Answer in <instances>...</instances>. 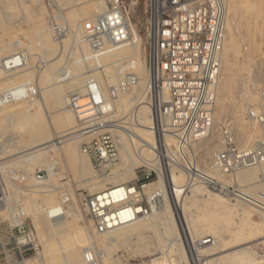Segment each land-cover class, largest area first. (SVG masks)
Returning <instances> with one entry per match:
<instances>
[{
	"label": "bare ground",
	"instance_id": "1",
	"mask_svg": "<svg viewBox=\"0 0 264 264\" xmlns=\"http://www.w3.org/2000/svg\"><path fill=\"white\" fill-rule=\"evenodd\" d=\"M58 1L62 2L66 0H58ZM88 1H92L91 9L88 7L90 11L87 8L89 11L88 13L91 12L89 16L96 12H99L102 9L101 0H88ZM244 1L245 3L250 2L249 0H243V2ZM67 2L69 1L67 0L66 3ZM239 2L240 0H228V8H227L228 17L226 15V32H225V38L223 41L221 56H220L221 70L223 76L219 78L218 87H217V98L215 104L213 127L207 137H204L193 144V149L196 151L198 155L199 165L201 163L200 162L201 160L202 161L204 160L205 163H207L205 168L203 166L204 169L210 168L211 152L218 149L221 145L220 126L223 121L225 120L229 121L232 133L236 141L241 145H248L255 138L256 136L255 131L260 130L258 125L250 121H247V118L243 113L245 109L244 104L240 102L239 104H235V105L231 104V106L229 107L226 106L227 100L231 97L232 94L231 92L233 91L232 86L235 82V78L233 77L234 74L232 73L234 69L232 67V65L234 64V63L232 64V56L233 54L239 52V46H237V35L239 34L240 28H242L245 31V33L246 32L251 33L253 31L249 19L255 12L253 11V8H251L250 3L249 5L244 4L247 5V7L245 6L243 10H239L238 8ZM84 8H85L84 6L80 8L78 7L73 11V14L71 15V20L69 25V35L72 39L71 44L73 45L72 52L74 55H73V59H71L70 61V64L68 62L69 66H67L68 69L66 70L67 75L64 76L66 79L69 80L64 82L63 80L64 77H61L63 78L62 79L63 83L62 81L59 80L58 81L61 83H57L58 82L57 80H56L57 82L54 81L53 83H51L52 91L50 93L47 92L46 88H44L42 91L39 92L41 99L38 97V94L37 97L39 99H37V97L28 98L26 96V94L30 92L27 91L31 87V86L29 87V85L33 81L32 77H33V72L35 71L31 69L32 66L28 65L29 60L31 61V58H29L28 54L26 53H22L19 55L18 52H16V50L13 49V47L16 44H14V42L12 43L8 42V40L10 39L8 40L6 39L7 42H2V40H0V82L3 86L7 84V86L0 88V91L13 89L20 95V98H17L18 100L17 101L15 100L14 103L9 102L5 106L3 105L0 106V118L5 119L3 115L9 113L11 114V116H13L14 121L12 120L13 121L12 124L7 123L6 126L12 128L14 127V129L18 131L27 130V133H29V135L27 136L29 137L25 139L26 140L25 144L26 146L29 147V149H31V151L29 149H28L29 152L26 150L28 152V153L26 152V154L38 152L41 150L45 151V149L47 148L46 146H42L39 148L33 146L37 140L43 139V137L45 138L47 137L48 130L47 129H45L47 131L44 130L45 126L49 129V131L52 134L54 133V135L57 136V140L54 143H56L55 144L56 152L59 155V158L61 160L60 162H62V165L69 171H71V167L73 169V166L76 165L79 175L89 180L90 182L88 183V185H90L91 189H93L94 191L96 190L95 196L100 201H102L103 204H112L118 210L116 216L118 217V219L121 220L123 224L117 228L101 233L105 235V237H107L106 239L112 241L111 244L113 246L114 245L119 246L121 244H125L130 240L132 236L138 237L141 234L140 233L141 230L146 228L151 229L152 227L150 225L151 222H153L152 220L146 223H143L142 222L143 220L141 218H134V220H131L132 214L130 209L122 206L123 203L122 200L133 196V192L135 191L134 187L128 186L126 184V179L128 177L135 176V169L138 164H141L151 168L153 167L152 169H156L158 173V177L155 181H152L143 186V188H145L146 190L151 191L149 194H146L147 196H150L154 192H158L159 194V198L157 199L156 206L155 208L152 209L151 214H153V212L158 208L159 204L166 199L171 203V206L173 208L176 217L179 218V229L182 234L193 237L194 235L198 234L201 231V232H206V234H208L209 236H212L213 243L210 245L199 246L198 243H200L201 240L198 241V243H195L198 255L200 252H205V250L208 248L210 249L212 248L214 250L217 249L222 252V251H226L227 250L226 248L230 249L234 246H240V247H235L236 250L234 251L232 250L225 254L213 255L212 257H209L206 260H204V264H234L236 262H243V261L244 262L247 261L250 264L259 263L260 261H258L257 257L251 256L252 253L251 245H247V244L252 243L251 241H254L252 240V237L259 234H261L260 238L263 240L259 238L260 241L258 242L264 241V213L258 212L260 219L255 221L251 217V214L253 212L252 209L237 201H229L223 198L222 196L205 189L203 186L200 185H193L189 188H183L182 187L183 185L181 184L183 179L185 181V176L183 172L170 164L162 165V164H166L163 160L164 158L162 157L158 158L155 152L151 149L150 145H153L155 143V138L152 132L150 131L152 110L149 105V98L146 92V83L148 77L144 69L143 52H142L143 39L140 32L136 34L135 39L131 41L128 45L121 47L119 50H117L112 54H107L103 56L99 61V67L102 68L94 69L93 71V76L96 79L97 76L100 78V80L99 79L97 80L99 81L104 93L106 92V88H105L106 84L109 83L110 81H114V80L117 81L123 73H132L136 76L137 78L136 85L132 89H130L127 93L122 94L118 97V99L115 101L114 104V111H115V115H118V113L121 112V115H123V117L120 116L121 118H125L127 115L133 116L136 124V126H134V132L137 134L138 138L135 137V139L133 140L126 133L124 132L120 133L118 137L119 140L118 157L120 158V161L119 163L113 166L112 175L97 180V178L95 179V175L93 176L91 174V167L89 166V163L86 161L84 155H82V153L79 152L78 149V142L80 141L81 137L80 135L74 133L75 131L73 130V127L75 125L74 123L75 117L74 114L71 112V110L67 107V98L65 95V90H67L65 88L66 86L70 85V87H72L73 85L74 86L77 85L76 88H80L82 87L84 82L83 66L81 63H79L80 55L86 54L88 52V45L81 38L82 30H81L80 22L83 20L84 16L88 14L86 11L87 9L85 8L86 10H84ZM2 22H4V20ZM2 22L0 21V23ZM17 28H19V26ZM9 30L12 31L13 33L12 27ZM35 30L37 34L38 31L37 29ZM8 37L11 38L12 36H8ZM55 41L54 40L50 42L46 41L45 42L46 45L44 46H47V49H53L57 44L55 43ZM20 42L21 41H18V43ZM60 43H62V41ZM65 43L63 46H65ZM244 58L246 62H248L250 60L249 54L245 53ZM62 59L63 58L60 55L58 57L53 58L52 62H48V64L46 63L43 64L41 71L37 73L38 75L35 78L37 82L35 81L36 83L34 85L38 86L39 84H44L47 80V74L53 73L54 72L53 69L57 65H59ZM250 66L247 65V69L249 68L250 70ZM8 70H10V72ZM256 71L257 73L255 74L254 79L249 78V74L247 77L244 76V78H240L241 85L239 91L240 92L239 99L243 102H247V103L253 102L258 98L254 94V92L250 90L249 85L256 84L258 79L264 78V75L262 73V65H259ZM56 76L59 78L57 74ZM56 76H54V78ZM133 91H135L136 93L135 96H133L134 94L131 95ZM45 103L55 104L56 109L51 111L49 114L47 113L48 114L47 115L43 111L46 108H48L45 105ZM260 107H264V102L262 104H256L255 106H250L247 109V112L245 111L246 116L249 110L251 109L257 110ZM34 108L36 110L38 109V111L35 112L33 110L31 111V109ZM129 109L130 112L126 114V111H128ZM28 110H30L31 113H28ZM248 122H250V125H248L251 128L250 130L247 129ZM26 123L29 124L27 125L28 127L25 126ZM128 128L132 129L133 126L129 125ZM61 132L64 135V137L59 140V136ZM19 145H21V143ZM174 146H175L174 138L170 135H165L164 147H163L165 154H167L168 152L170 154V152H172V150L174 149ZM31 156H36V155L31 154ZM154 156H156L155 158H158V160L160 159L162 160L163 163L161 164L162 165L161 169L160 166L158 168L155 167L158 166V162L156 161L157 159L154 161L155 159ZM31 158L34 160V157ZM37 158L36 160H38ZM33 160L27 161L28 164L26 163V165L28 166L24 168L26 170L25 182L27 183L28 187L29 186L31 187L32 191H35L34 189H36V187L38 186H40V188L42 187L44 188L48 186L47 183L52 180L53 170L50 169L51 166L50 164H47V162L46 163L42 162L40 164L39 162H33ZM31 166L35 167L33 173L29 172V168ZM118 168H123L124 170L122 172H117L116 170ZM177 172H179L180 175ZM260 173H261L260 167L254 166V167L240 169L236 173H234L232 177L235 180V183H237L236 179H238V182L243 183L245 186H247V188L243 186L245 187L244 188L245 191L248 189L255 188L258 189L257 192H264V181L261 179ZM105 181H108L109 183L111 182L112 186L106 187L107 183H105ZM32 183L34 184L30 185ZM42 190L44 189H41V191ZM57 190L58 189H55L53 191L54 193L52 192L51 194L48 195L46 194L47 196L45 195V197H43V195L39 196L37 194H26L27 196L24 200L25 203L27 204V207L25 206L27 210L25 211V209H23L25 211L23 212V216L26 214L27 211L31 215H33V219H35L38 222L36 226L39 225L40 229L42 230V232L40 231L41 232L40 239L43 241L44 244L46 243V245H49V243L54 241L63 248L62 256L61 258H59V261H61L63 264H80L81 251L78 252L79 258H77L78 255H75L73 253L69 254V249H74L75 242L73 238H75L76 236L75 234L72 235L73 233H75L74 231H72V233H69L71 227L70 222L74 223L77 220L73 221L71 219H67L68 211L66 210L65 205H63V203L61 202L62 198L59 196V192ZM12 193L14 194V192ZM18 198L16 199L19 201ZM5 201H6V203H4L5 205L11 202V201L8 202L6 199ZM15 201L16 200H14V203ZM190 202H198L200 204L199 205L200 207L198 209L202 211L198 213L197 215L198 218H196V220H194L195 218L194 219L188 218L187 210L189 207L188 205L191 204ZM163 207L165 206L163 205ZM76 224L79 226L81 225V223L78 222ZM170 228H172V226ZM221 228H224L226 232H229L226 238L219 236L220 234L219 230H221ZM79 229L81 231L82 226ZM48 233L52 235V238H48L49 237L47 236ZM84 238L79 237L77 239L78 245L81 246V244L84 243L85 241ZM199 239H202V237ZM99 244H102V242L100 241ZM243 244H246L247 246H242ZM99 247L102 246H98V248ZM37 254L39 255L41 253L39 252ZM24 262H25L24 259L21 260V263ZM102 264H111L110 259L108 258L107 255L103 257Z\"/></svg>",
	"mask_w": 264,
	"mask_h": 264
},
{
	"label": "built area",
	"instance_id": "2",
	"mask_svg": "<svg viewBox=\"0 0 264 264\" xmlns=\"http://www.w3.org/2000/svg\"><path fill=\"white\" fill-rule=\"evenodd\" d=\"M101 3L102 9L81 23V38L88 45V52L79 57L83 66V85L67 94V107L75 117L74 133L80 135V148L88 156L98 178L111 175L118 160L119 134L124 132L133 140L138 138L133 116L121 118L114 111L115 101L136 85L137 78L132 73H123L117 81L106 84L104 93L93 71L102 68L99 61L103 56L128 45L136 34L141 33L136 18L137 0H101ZM145 12L143 63L152 110L150 131L155 138L151 149L158 158H164L166 164L183 172V188L200 185L229 201L264 213V192L249 194L237 183L225 181L238 170L254 166L260 167L264 181V108L251 109L247 113V120L258 125L262 132L248 145L236 141L228 120L222 122L221 145L211 156L210 168L199 165L193 149V144L207 137L213 127L227 0H146ZM52 27L59 38L64 25L54 22ZM63 74L64 68L58 75ZM17 98L20 95L13 89L0 91V106ZM129 125L133 128H128ZM165 135L175 140L174 149L167 155L163 148ZM7 162L0 160V164ZM4 166L0 165V169ZM143 167L141 177L134 179L141 183L132 186L135 189L133 196L122 200V206L131 211V220L148 217L159 198L158 192L150 196L143 192L146 182L158 177L157 171ZM16 176L23 178L22 174V177ZM109 186L112 184L108 183ZM0 193L3 192L0 190ZM83 204L95 233L123 224L112 204H103L93 195L83 197ZM17 214L23 216V211L18 210ZM16 241L18 261L27 250L37 252L32 231L21 234ZM212 243L213 238L207 236L198 244ZM101 251L88 243L82 248L80 264H102ZM259 264H264V258Z\"/></svg>",
	"mask_w": 264,
	"mask_h": 264
},
{
	"label": "rangeland",
	"instance_id": "3",
	"mask_svg": "<svg viewBox=\"0 0 264 264\" xmlns=\"http://www.w3.org/2000/svg\"><path fill=\"white\" fill-rule=\"evenodd\" d=\"M66 1H62L65 3L64 4L58 0H0V6H1L0 7V21L2 22L4 20V22H5V23L4 22L0 23V31H1L0 32V38L2 37L0 40H2V42H7V40L10 39V40H8V42H11V43L14 42V44H16L13 47V49L16 50V52H18L19 55L22 53L28 54V57L31 58V61L29 60L28 65L34 67V68L31 67V69L35 70L33 72V77H32L33 81L31 80L32 82L30 81L31 84L29 85V87L30 86L31 87L27 91V92H29V91L31 92V90L33 89L32 92L34 91L33 92L34 94L32 92L27 93L26 96L28 98L29 97H37V94H38V97L41 99L39 92L42 91L44 88H46L47 92L50 93L52 91L51 90V87H52L51 83H53L56 80L62 81V83H63V80H64V82L69 80V79H66L64 76L67 75L66 74V70L68 69L67 66H69L70 61H71V59H73V55H74L72 52V48H73L72 47L73 45L71 44L72 39L69 35V25H70L71 15L73 14V11L75 9H77L78 7L80 8V7L84 6L86 9L88 7L91 9V6H92L91 2L92 1L68 0L69 2H67V3H66ZM145 1L146 0H137V7H136V18H137L138 23H139V29L141 31V35H142V33L145 32V27L147 24V14L145 12ZM249 1H250L249 3L251 4L250 5L251 8H253V11L255 12L254 13L255 15L253 14L251 16V18L249 19L251 22V28L253 29V31H252L253 33L252 32L251 33H247V32L245 33V31L242 28H240L239 34L237 35V46H239V52H237L236 54H233V56H232V64L234 63L233 64L234 66L232 65V67L234 68L232 73L234 74L233 77L235 78V82L232 86V90H233L231 92L232 98L230 97L226 103L227 107L231 106V104L232 105L239 104L240 102L242 104H244L245 109H244L243 113H244L245 117H246L247 109L250 106H255L256 104H262L264 102V78L258 79L256 84H250L249 85L250 90L253 91L254 94L258 97L255 101L247 103V102H243L239 99V96H240L239 91H240V85H241L240 84V80H241L240 78H244V76L247 77L249 74V78L254 79L255 74L257 73V71H256L257 67H259V65H262V73L264 75V0H249ZM49 3L51 4V7L48 6ZM242 3H243V5H242ZM249 3L248 2L245 3V1L243 2V0H240V2L238 4L239 10H243L245 8V6L247 7V5H249ZM244 4H247V5H244ZM85 8H84V10H86ZM227 8H228V0H227ZM88 9L86 10L87 13L90 11V9H89V11H88ZM4 13H6V14H4ZM90 13L86 14L85 16L82 15V16H84L83 20L86 17H88ZM68 17H69V19H68ZM227 17H228V13H227ZM82 21L80 22V26H81ZM54 22H59L62 25H64L62 35L59 36V38L56 37V34L52 30L53 29L52 25ZM6 23H8V24H6ZM18 26H19V28H17ZM11 27L13 28V33H12V31L9 30V29H11ZM3 28H4V30H3ZM5 28H6V30H5ZM35 29H37V31H38L37 34H36ZM3 31L5 34L3 33ZM14 32H15V34H14ZM8 36H12L13 38L12 37L11 38L13 40L11 38H9ZM53 40L54 41L56 40L55 43H57L55 45V48H53L54 50L53 49H47V46H44V45H46L45 42L46 41L50 42ZM18 41H21L20 42L21 44L18 43ZM61 41H62V43L67 42V43H65V46H63L64 43L63 44L60 43ZM143 44H144V40H143ZM143 44H142V52H144V48H143L144 45ZM27 49H28V51H27ZM40 49H41V51H40ZM43 53H45V54H43ZM245 53L249 54V56H250L251 61L249 60L248 61L249 63L246 62V60L244 58ZM60 55L62 56L63 59L61 60L59 65H57L53 69V71H54V72L52 71L53 73L47 74L46 82L44 84H39L38 86L34 85L37 82L35 79L38 75L37 73H39V71H41L43 64H45V63L48 64V62H52L53 58L58 57ZM252 57H254V58H252ZM68 62H69V64H68ZM247 65H249V66L251 65L250 70H249V68L247 69ZM62 68H64V74L61 77H64V79L58 75L59 72L62 70ZM8 71L10 72V70H8ZM56 74L59 76V78L56 76ZM241 74H242V77H241ZM54 76H56V77L54 78ZM222 76H223V74H222V70H221L220 77H222ZM97 79L100 80V78L98 76H97ZM59 81L57 83H61ZM111 82H115V80L110 81L109 83H111ZM4 86H7V84H5ZM4 86L0 82V88H3ZM39 86L41 87V89ZM76 87H77V85H75V86L73 85L72 87H70V85H69V86L65 87L67 89V90H65L66 98H67L68 92L78 89ZM29 94H31V95H29ZM131 95L135 96L136 95L135 91H133V93ZM38 97H37V99H39ZM17 100L18 99H16V101ZM14 102H15V100L12 101V103H14ZM5 105H3V106H5ZM45 105L49 108V109L46 108L45 110H43L46 114L47 113L49 114L51 111L56 109L55 104H51V103L46 104L45 103ZM261 108H264V107H261ZM32 110L34 112L38 111V109L36 110L35 108L31 109V111ZM31 111L28 110V113H31ZM128 112H130V109L128 111H126V114ZM118 115L123 117V115H121V112L118 113ZM3 116L5 117L6 120L0 118V120H1L0 125H2V126H0V160L3 159V160L8 161V162L6 163V166H4L3 169H0V190H2L1 192H3V193H0V206H1L0 207V264H63L61 261H59V258H61V256H62L63 248L60 245H58L57 243H55L54 241L49 243V245H46V243L45 244L43 243V241L40 239V237H41L40 233L42 232V230L40 229L39 225L36 226L38 224V222L35 219H33V215H31L28 211H27L28 213L26 212V214L23 217L18 216V214H17L19 209L22 210L23 212H25L27 210L25 208V206L27 207V204L25 203V200H24L27 196L26 194H37L39 196L43 195V197H45L46 194L47 195L51 194L55 189H58L57 191L59 192V196L62 198L61 202L63 203V205H65L66 210L68 211V215H67L68 218L67 219H71L73 221L77 220L74 223L72 222L73 225L70 222L71 227H70V232H69V233H72V231H74L75 233H73L72 235H74V234L76 235L75 238H73L74 242H75L74 249H69V254L73 253L75 255H78L77 258H79L78 252L82 251V248L90 242L93 243L97 248H98V246H102V247H99L98 249L102 250L101 252H102L103 257H105L106 255L108 256L111 264H153V263H156V264H158V263L159 264H204V260H206L209 257H212L213 255L225 254V253L230 252L232 250L233 251L236 250L235 247H240V246H234L230 249L226 248L227 250L222 251V252L220 250H217V249L214 250L211 248L213 250L212 251L210 248H208L205 250V252H200L198 255L195 243H198V241L202 240L204 237H207L209 235L206 234V232H201V231H200L201 233L199 232L198 234L194 235L193 237H191L189 235L182 234L180 229H179V218L176 217V215L173 211V208L171 206V203L169 201H167L166 199L163 200L165 202L162 201L159 204L158 208L153 212V214H151L147 218H141L143 220L142 221L143 223L149 222L151 220L153 221L150 224L152 226L151 229L150 228L143 229V230H141V232H140L141 234L138 237L132 236L127 243L121 244L119 246L118 245L113 246L111 244L112 241L109 239H106L107 237H105V235H103L101 233H95L93 231L92 222H91V220H90V218L86 212V209L84 207V204H83V197H85L87 195H93V194H94L93 196H95L96 190L94 191L93 189H91V186L88 185V183L90 182L89 180H87V179H85V177L79 175L76 165L73 166V169L71 167V171H69L68 169H66L62 165V162H60L61 160L59 158V155L56 152V148H55L56 143H54L57 140V136H55L54 133L52 134L49 131V129L45 126L44 130L45 129L48 130V131L45 130V131H47V137L46 138L43 137V139L37 140L35 142V144L33 145L36 148L46 146L47 148L45 149V151L41 150L38 152H34L35 154L34 153L26 154L27 151L28 152H29V150L31 151V149H29V147L26 146V144H25L26 143L25 139H27L29 137V136H27V135H29V133H27V130H25V131L19 130L18 131L16 129H14V127L12 128V127L6 126L7 123H10V124L13 123V121H14L13 116H11V114H9V113L4 114ZM27 125H29V124L26 123L25 126H27ZM248 125H250V122L247 123V126ZM10 128H12V129H10ZM247 129L250 130L251 128L248 126ZM261 134H262L261 130L255 131V135H256L255 138H257ZM63 137H64V135L61 132V134L59 136V140L62 139ZM19 141H21V142H19ZM80 141H81V139H80ZM80 141L78 142L79 152H81L82 155H84L86 161L89 163V166L91 167V174L94 176L95 173H94V170L91 166V162H90L88 156L86 154H84L80 148ZM14 143H15V145H14ZM17 143H18V145H17ZM20 143H21V145H19ZM14 146H15V148H14ZM14 149H16V150H14ZM53 151H54V153H53ZM214 151L211 152V156L214 153ZM31 154L36 155V156H31ZM167 154H169V152ZM18 155H19V157H18ZM31 157H34V160ZM155 157L156 156H154V158ZM36 158L38 160H36ZM26 159H28V160H26ZM32 160H33V162H39L40 164L42 162L43 163L47 162V164H50V166H51L50 169L53 170V176H52V180L47 183V185L49 187L46 186L47 188L46 187L40 188V186H38V187L35 186L37 190L34 189L35 191H32L31 187L27 186V183L25 182L26 170L24 167L28 166V165H26L27 161H32ZM155 160L158 162V166H155L156 168H158L160 166V169H161L162 165H167V164H162L163 162L161 159L158 160V158H155L154 161ZM119 161H120V158L118 157L116 164L119 163ZM159 162H160V164H159ZM200 162H201L200 165L202 167L204 166V168H205L207 163H205L204 160L203 161L201 160ZM2 165H5V164H1V166ZM35 165H37V164H35ZM34 168H35L34 166H31L29 168V172L33 173ZM118 169L116 170L117 172H122L124 170L123 168H118ZM144 169H145V167H143V165L138 164L136 169H135V176L128 177L126 179V184L128 186H133V185L137 186L139 183H141V181L137 182L134 179L136 177L140 178L142 171ZM154 170L156 171V169H154ZM176 171H178V170H176ZM177 173L180 175L179 172H177ZM17 174H19L20 176L22 174L23 178L18 179L16 176ZM111 175H112V172H111ZM111 175H109V176H111ZM106 177H108V176H106ZM96 178H97V180L101 179L95 175V179ZM156 179L157 178H154V179L150 180L149 182H146V184H148L152 181H155ZM54 180H56V181H54ZM225 181L229 184L235 183V180L233 179L232 176L227 177L225 179ZM236 182L238 183L239 186H241V188H243V189L245 187L247 188V186H245L243 183L238 182V179H236ZM85 183H87V184H85ZM105 183H107L106 187H108L109 182L105 181ZM184 183H185V181L183 179L181 184L184 185ZM33 184L34 183H32L30 185H33ZM110 184H111V182H110ZM243 186H245V187H243ZM54 187H57V188H54ZM41 189H44V190H42L44 193L41 191ZM142 190L145 194H149L151 192L150 190H146L145 188H143ZM257 190L258 189L252 188V189H248V190H246V191L244 190V191L249 193V194H255L257 192ZM12 192H14V194ZM18 194H19V196H18ZM4 198L8 202L9 201H11V202L9 204L5 205L4 203H6V201ZM16 198H18L19 201ZM14 200H16L15 203H14ZM190 203L192 205L191 204L188 205L189 206L188 210H187L188 218L189 219L195 218L194 220H196V218H198L197 217L198 213L202 211V210L198 209L200 207L199 206L200 204L198 202H190ZM163 205L165 207H163ZM20 206H23V207H20ZM162 207H163V209H162ZM23 209H25V211ZM197 209H198V211H197ZM252 211H253L251 214L252 219L255 221L259 220L260 217H259L258 212L254 211V210H252ZM199 215H201V214H199ZM77 217H79V218H77ZM77 222L81 223V225L80 226L77 225L76 224ZM81 226H82V229L80 231L79 228ZM171 226H172V228H170ZM18 227H20L19 231H18ZM28 231H32L35 238H36V242H37V250L36 251L37 252H34L33 250H27L24 257H23L25 262L21 263V260L18 261V258L16 256V254L18 252V249L16 247L17 246L16 239H17V237L21 236V234L26 233ZM12 233L14 234L13 236L11 235ZM219 233H220L219 236L224 237V238H226L227 235L229 234V232H226V230L224 228H221V230H219ZM83 234H84V236H83ZM47 236H49L48 238H52V235L50 233H48ZM79 237H81V238L85 237L84 238L85 241L83 244H81V246L78 245V242H77V239ZM201 237H202V239H199ZM210 237H212V236H210ZM260 237H261V234L253 236L252 240H254V241L256 240V241L255 242L251 241L252 243L247 244V245H251V252H252L251 256L257 257L258 261H260L262 258H264V241L258 242L261 239ZM261 240H263V239H261ZM100 241L102 242V244H99ZM247 245L243 244L242 246H247ZM39 252L41 254L38 255L37 253H39ZM211 253H214V254H211ZM103 257H102V259H103ZM80 258H81V255H80ZM259 263H257V264H259ZM234 264H250V263H248L247 261H245V262L243 261V262H236ZM254 264H256V263H254Z\"/></svg>",
	"mask_w": 264,
	"mask_h": 264
}]
</instances>
